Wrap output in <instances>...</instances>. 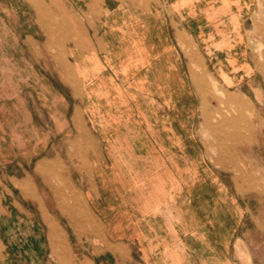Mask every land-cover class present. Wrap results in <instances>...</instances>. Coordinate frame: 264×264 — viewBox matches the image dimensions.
I'll list each match as a JSON object with an SVG mask.
<instances>
[{
  "label": "crops",
  "instance_id": "crops-1",
  "mask_svg": "<svg viewBox=\"0 0 264 264\" xmlns=\"http://www.w3.org/2000/svg\"><path fill=\"white\" fill-rule=\"evenodd\" d=\"M66 1L77 11L75 39L82 24L88 39L71 43L67 54L91 133L102 144L89 164L97 188L88 171L81 176L88 185L70 225L74 241L54 239L35 203L8 189L0 264H238L241 209L222 205L223 189L217 205H196L195 168L203 157L175 125L189 121L195 100L179 37L232 45L251 0ZM23 3L31 6L0 0V24L10 21L5 9L12 18ZM9 180L14 189L15 180L23 182Z\"/></svg>",
  "mask_w": 264,
  "mask_h": 264
},
{
  "label": "rangeland",
  "instance_id": "rangeland-1",
  "mask_svg": "<svg viewBox=\"0 0 264 264\" xmlns=\"http://www.w3.org/2000/svg\"><path fill=\"white\" fill-rule=\"evenodd\" d=\"M29 3L12 18L5 9L3 18L10 21L0 24V207L7 204L8 189L21 191L54 239L74 241L70 225L88 185L81 176L88 171L96 189L89 164L102 155L67 54L71 43L88 39L85 24L75 39L77 24L71 20L77 11L68 1ZM245 18V30L232 45L189 38V47H182L188 59L195 58L199 84L193 79L189 121L175 125L203 157L195 168L196 205H217L223 189L222 205L242 212L236 261L264 264V0H251ZM9 178L23 182L15 180L14 189ZM99 235L105 236L101 226Z\"/></svg>",
  "mask_w": 264,
  "mask_h": 264
},
{
  "label": "bare ground",
  "instance_id": "bare-ground-1",
  "mask_svg": "<svg viewBox=\"0 0 264 264\" xmlns=\"http://www.w3.org/2000/svg\"><path fill=\"white\" fill-rule=\"evenodd\" d=\"M254 27V26H253ZM179 42L181 44V46L183 48H185L186 46L189 47L190 45V42L185 38V37H179ZM186 45V46H185ZM186 49H189V48H186ZM262 49V48H261ZM188 51V50H187ZM189 55V54H188ZM190 64H191V67H193V73H192V76H193V79L199 84V75H198V72L196 71V67H195V58L194 56L190 55ZM202 83V82H201ZM213 91V90H212ZM80 124V123H79ZM84 132V131H83ZM81 132V133H83ZM77 133V132H76ZM220 144V143H219ZM79 164V163H78ZM42 174V173H41ZM237 253L240 255L241 258H243V254L241 252L240 249L237 248Z\"/></svg>",
  "mask_w": 264,
  "mask_h": 264
}]
</instances>
